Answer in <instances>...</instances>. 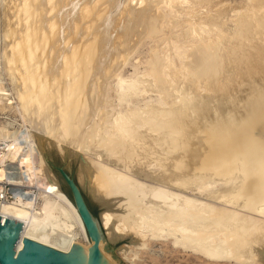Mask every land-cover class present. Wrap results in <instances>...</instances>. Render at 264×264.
<instances>
[{"label":"bare ground","instance_id":"bare-ground-1","mask_svg":"<svg viewBox=\"0 0 264 264\" xmlns=\"http://www.w3.org/2000/svg\"><path fill=\"white\" fill-rule=\"evenodd\" d=\"M247 1L227 20L224 0H0L8 16L0 28L16 41L0 47V78L11 86L6 93L0 82V138L10 140L8 159L24 183L0 216L22 226L16 251L22 239L63 253L72 243L90 247L43 161L42 149L56 145L81 157L89 194L111 207L97 216L107 241L129 235L143 247L148 237L169 238L208 259L264 264V0ZM180 16L181 44L172 33ZM155 36L163 47L150 50L145 71L122 79L128 55ZM231 89L237 98L247 92L225 120ZM150 92L153 102L136 108ZM212 102L222 115L209 127ZM212 180L220 191L185 194Z\"/></svg>","mask_w":264,"mask_h":264},{"label":"rangeland","instance_id":"rangeland-1","mask_svg":"<svg viewBox=\"0 0 264 264\" xmlns=\"http://www.w3.org/2000/svg\"><path fill=\"white\" fill-rule=\"evenodd\" d=\"M1 4H2V6H1ZM249 4L250 3L247 0H224V2H222V5L223 6L226 5L229 8V13H228L226 19L227 20H230V19H232L236 15L235 13H233V11H231L234 7L237 8V9H239L238 12L240 13V12H244L246 10V6H248ZM10 5H11V3H10ZM0 6H1L0 16L1 15L3 16L6 13V7H5V5H4L3 2L2 3L0 2ZM11 6H9V4H8L7 5V8H9V7L11 8ZM2 8H4L5 10H2ZM12 8H11V10H9V12L11 14H12V11H14ZM198 9L204 12V9H202L200 7H198ZM3 12H4V14H2ZM10 13H8V10H7V15L9 14V17L11 15ZM2 16L0 17V23L2 22L1 24H3L4 22H6V19H8V16H7V18L5 17V15H4V18ZM1 18H2L3 21H1ZM10 19H12V20H10L11 21L10 22L11 24L13 22H15V19H13V18H10ZM178 19H179V23L180 24L176 28L172 29V33L173 34H176V36H177V39L178 40L176 39L175 41L177 43H180L181 44L182 43V37H181V35H182L183 30L186 27V24L185 23H187V22L185 21V17L184 16H180V17H178ZM183 23H184V25H183ZM1 24H0V27H2ZM4 24H3L4 27H2V28H5V25ZM5 29H1L0 28V37L3 35V32L5 31ZM4 35H3L4 38L3 37L0 38V47H2V45L4 46L5 44L6 45L7 44L8 45L10 44L9 47L12 48V44L13 45L16 44V41L14 43V40L15 39L13 40L12 37L10 38L9 35H7L5 32H4ZM159 36H155V37L150 38V39L149 38H143L140 41V43H138L135 46L134 51L132 53H130V55H128V57L126 58V62L124 63L125 65L122 68H120L119 75H120V77L122 79H132L135 76V74H140V73H143L145 71V69L147 68L146 62L148 61L150 54L152 55V54L156 53V50H153V51H150V50H152L155 47L156 43L158 44L156 46H159V42H157V41L160 38H163L164 37V36H162V37H159ZM2 38H3V40H2ZM78 38L79 37L76 38V41L77 40H80ZM5 39H6V41H5ZM1 41H3V43ZM159 47H163V45L162 46H159ZM0 71H2V69ZM8 80L9 79L7 77H5L4 74H1L0 82H1L2 86L4 85L3 86V89L5 88L4 90L6 91V93L7 92L9 93L8 90L11 87L10 86V83L8 82ZM105 82H106V85H108L107 87L109 89H111V86L113 87L114 84H115L114 78H110V80H108V81L105 80ZM198 86L199 87L197 89V92H199V94L203 93L204 90H205V88L201 84L198 85ZM244 86H247V85L245 83H242L240 86H238L239 88L237 86H234L232 88L235 89V87H236V91H238L237 89H240V88L242 90L243 89H246V87H244ZM233 89H231V94L229 93L230 96L228 95V97L226 96L224 98L225 99V103L227 102L226 101V98L229 101L231 100V102H232V104H231L228 101V104L229 105L228 104H226L227 106L225 105L226 106L225 108L229 110V111L226 110L227 113L224 112V111L222 112V110L224 108V105L223 104H225L224 103V100L221 99V101L219 102V104L221 106H218L219 104L218 103H215V102L210 103L211 105L209 104V106H212L211 109H210L211 111H209V112H212V113H210L211 116L208 115L209 112H207V111L206 112L208 114L207 113L203 114V115H207V117L205 116L207 119H209V118L211 119V120L209 119L210 122H209V120H206V122L208 121V125H206V126L211 125L213 123V122L211 123V121L213 119H214L213 121H214L215 124H212L211 127H213L214 125H216V122L219 123L220 117H219L218 114H221V113L220 112L218 113V111L216 112L217 107H218L219 110L221 109V112L223 114V115L221 114L222 116L221 115L220 116L222 118L225 117V120H226V118L228 119V117L232 115L231 112H233V107H234L233 105H235V106L236 105L237 106L239 105V107H240V104H241V106H242V102L243 101H242L241 98H242V96H244L246 94L247 91L245 90L243 92V95L241 93V95H242L241 98L240 97L237 98L236 97L237 95L235 96L234 91H232ZM232 95L234 97L233 98H230V97H232ZM156 96L157 95L154 92H150V93H148V96H146L143 99H142V97H138V99L136 101V104H135L136 108H139V107L141 108L144 102H153V100H154V98H156ZM118 97H119V95L116 94L112 98L108 99L107 100V103H105L104 106H103L104 107V110H108L107 107L112 108V107H114V105L116 106L117 105V99H118ZM9 98L12 101V97L10 96ZM232 99H233V101H232ZM239 99H240V102L241 103L238 102ZM234 100H236L235 101V104H234ZM125 101L127 102V99L126 98H124L123 100H121V102H119L120 108H124ZM236 102H237V104H236ZM12 103H13V101H12ZM128 104H130V103H128ZM216 105H217V107H216ZM231 105H232V107H231ZM209 106H208V108H209ZM222 106H223V108H222ZM13 107H15V104L14 103H13ZM225 108H224V110H225ZM8 110L9 109H7V111ZM120 110H122V109H120ZM229 113H231V115H229ZM214 114H216V115H214ZM224 114H227L229 116H226V115L224 116ZM216 116H218V118H216ZM201 118L205 119L204 116H202V115L200 116V119ZM222 118H221V121L223 120ZM217 119H218V121H217ZM9 120H10V118H9ZM4 121H5L4 120V117L0 115V122L3 123ZM17 122L20 123L19 121H17ZM203 123H204V120H202V122L200 124H203ZM203 128H206V127L203 126ZM23 131L26 134L25 129ZM243 134H246V133H243ZM62 148L63 149L61 151H59V149L55 145L54 147L52 146V147L48 148L46 150V153H47V155H49L52 158V160L55 162V164L62 166L64 169H65V164L68 161V165H67V168L66 169H69L70 172H71L72 162H74V166H73V177H74L75 181L77 182V184L79 182L80 189L83 191V193H84V195L86 197V200L88 202V205L94 211L95 215L96 216H99V214L105 212V209L107 207H110V206H104L101 202L100 203L102 205L99 204L97 202V199H94L92 197V195L89 194V192H88L89 189L87 188L88 185H89L88 184V181H87V179L85 177H82L83 174H80V161H79L78 156L77 155L74 156V154L71 153L69 151V149H67L66 147L64 148L62 146ZM65 151H68V153L65 152ZM70 154H72V155H70ZM48 159H49V157H48ZM96 159H98L99 161L101 160L100 162H102L104 164L107 163V162H105V160L100 159L98 157ZM144 170L145 171H149V173L146 172L148 174L152 173V175H154L156 173V169H154V167H152L151 165H148V164L146 165V169H144ZM50 172L52 173L55 181L57 182L60 191L64 194L65 187H64L63 183L61 182L60 178L58 177V175L56 173L52 172L51 170H50ZM139 177L143 178L141 174L139 175ZM213 181H215V180H212V181L206 183V184H208V183L210 184L211 183L212 185L214 184L213 186H211V184H210V186H211L210 187L209 184H208L204 188H201V189L198 188L199 190H197V188H195L194 186L193 187L192 186H189L191 189H190V191L189 190L188 191H185V194L189 195L192 198L193 197L194 198L197 197V198L203 199L205 197V195H206L205 192H207V191H220L222 189V182L218 183V181H216L220 186H217L215 189H211L212 187L215 186V183H216V182H213ZM102 206L104 208L105 207L106 208L104 209ZM116 234L117 233H115V235ZM155 239H157V240H155ZM147 241L148 242L145 243V245L143 247H140L139 246V241H137L136 238H134V237L132 238V236H129V235H127V236L124 235V237L123 236H120V238L118 236L112 242L107 241L106 238H105V243H106V245H107L108 248H112L115 245L121 243L120 245L116 246L113 249L112 253H111V260L113 261L114 264H242V263H239V262H237V263L235 262L234 263V261H233V263H232V261L222 262L220 260L219 261L218 260H214V259L212 260L211 258H209V259H211V260H209L208 257L202 256L201 254H198V253H195V252H192V251H189V250H184V249H181L180 247L174 246L171 243V240L169 238H165V239L162 238L161 239V237H160V238H154V239H152V238H149L148 237L147 238Z\"/></svg>","mask_w":264,"mask_h":264},{"label":"water","instance_id":"water-1","mask_svg":"<svg viewBox=\"0 0 264 264\" xmlns=\"http://www.w3.org/2000/svg\"><path fill=\"white\" fill-rule=\"evenodd\" d=\"M42 157L48 169L56 173L63 183L64 194L78 214L90 247L84 250L81 246L72 243L70 250L63 253L29 239H22L20 248L16 251L22 226L0 216V264H114L111 253L121 243L112 248L107 247L98 218L90 210L83 191L73 177L74 162L70 172L66 169L68 161L64 169L55 164L47 155L46 149H42ZM78 158L81 160L80 156Z\"/></svg>","mask_w":264,"mask_h":264},{"label":"built area","instance_id":"built-area-1","mask_svg":"<svg viewBox=\"0 0 264 264\" xmlns=\"http://www.w3.org/2000/svg\"><path fill=\"white\" fill-rule=\"evenodd\" d=\"M14 127L20 128L19 125ZM9 139L0 138V206L12 203L23 190V178L16 165L9 162Z\"/></svg>","mask_w":264,"mask_h":264},{"label":"trees","instance_id":"trees-1","mask_svg":"<svg viewBox=\"0 0 264 264\" xmlns=\"http://www.w3.org/2000/svg\"><path fill=\"white\" fill-rule=\"evenodd\" d=\"M89 208H90V210L92 211V213H93V214H95V213H94V211L91 209V207H90V206H89Z\"/></svg>","mask_w":264,"mask_h":264}]
</instances>
